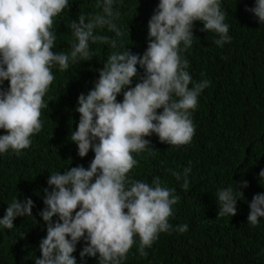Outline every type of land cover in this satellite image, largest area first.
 Masks as SVG:
<instances>
[{"label":"clouds","instance_id":"obj_1","mask_svg":"<svg viewBox=\"0 0 264 264\" xmlns=\"http://www.w3.org/2000/svg\"><path fill=\"white\" fill-rule=\"evenodd\" d=\"M113 5L114 0H102L97 4L101 12L80 14L78 22L69 25L75 38L71 50L54 52V21L69 7V0H0V130L6 133L0 135V154L28 149L31 137L41 131V110L47 106L44 97L55 79L54 66L65 71L70 61L88 60L90 43L117 47L115 39L97 34L106 28L117 37L122 35L115 22L120 12ZM246 11L264 24V0H255V7ZM225 15L220 0H159L148 22L143 55L125 50L107 57L94 88L78 97L80 119L71 132L78 155L84 158L92 150L94 159L88 168L78 165L49 175V187L43 189L45 208L39 213L47 234L35 264H77L73 253L81 239L86 244L81 259L98 254V264H122L137 237L139 254L147 256L145 249L170 230L169 218L180 196L162 186L159 177L151 183L131 179L128 174L137 165L133 153L154 151L145 139L153 133L172 147L192 141L191 111L210 82L193 83L181 52L192 46L197 21L203 24L201 31L218 34L217 46L230 42ZM138 65L144 75L132 87ZM4 81L9 82L7 90ZM191 171V165L183 169V189L189 187ZM172 175L181 179L180 172ZM259 177L264 178V170ZM241 187L247 188V182L241 181L236 190L243 196ZM236 192L231 187L218 191V217L237 214ZM33 207L31 198L23 202L14 198L0 226L12 229L17 217L32 218ZM249 209L248 223L255 226L264 218V194H256ZM54 217H58L55 222ZM177 231L187 232L188 225H179Z\"/></svg>","mask_w":264,"mask_h":264},{"label":"trees","instance_id":"obj_2","mask_svg":"<svg viewBox=\"0 0 264 264\" xmlns=\"http://www.w3.org/2000/svg\"><path fill=\"white\" fill-rule=\"evenodd\" d=\"M98 3L102 0H69V7L54 21V52L71 50L75 38L69 25L78 22L80 14L88 17L101 12ZM220 3L230 42L217 46L218 34L201 31L203 24L197 21L192 46L181 52L189 63L187 71L193 83L210 82L191 111L195 126L192 141L172 147L161 143L155 133L145 137L154 151L133 153L137 165L128 174L149 183L159 177L162 186L175 189L180 201L173 205L171 228L145 249L147 256L139 254L137 237L122 264H264V218L255 226L247 220L253 197L264 194V178L259 177L264 170V24L246 11L255 7V0ZM158 4L159 0H114V11L120 12L115 22L122 35L117 37L106 28L98 29L97 34L115 39L117 47L90 43L88 60L70 61L65 71L54 66L55 79L44 97L47 106L41 110V131L31 137L28 149L0 154V218L14 198L34 202L32 218L17 217L12 229L0 226V264H35L41 257L39 245L46 237L47 225L39 213L45 208L43 189L49 187V175L63 174L78 165L88 168L94 159L92 150L81 158L77 145L71 142V132L80 119L78 97L94 88L111 53L128 50L143 55L148 22ZM137 68L132 87L144 75V69ZM2 87L7 90L9 82L4 81ZM126 90L117 96L118 102ZM4 134L0 130V135ZM189 165V187L183 189L182 173ZM172 171L180 172L181 179ZM241 181L248 184L240 188L243 196L236 192ZM228 187L236 192L237 214L218 217L217 193ZM57 219L54 217V222ZM183 224L188 225V231L180 233L177 227ZM85 246L84 239L77 244L73 253L77 264H98V254L81 259Z\"/></svg>","mask_w":264,"mask_h":264}]
</instances>
